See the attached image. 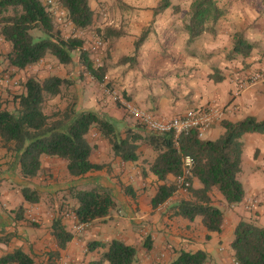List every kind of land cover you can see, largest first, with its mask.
<instances>
[{
    "label": "crops",
    "instance_id": "1",
    "mask_svg": "<svg viewBox=\"0 0 264 264\" xmlns=\"http://www.w3.org/2000/svg\"><path fill=\"white\" fill-rule=\"evenodd\" d=\"M215 2L222 16L213 33H203L190 42L185 31L189 11H174L175 4L156 15L154 6L150 5L147 9L132 11L115 8L110 15L106 11L100 16L104 18V28L119 33L103 41V48L112 56L105 61L107 76L111 75L115 86L126 90L129 102L157 119H171L188 111L215 107L221 111L220 120L214 121L201 135L202 139L210 141L223 133L222 120L237 122L246 117L264 120V82L246 83L237 90L238 83L246 81L249 73L264 68V0ZM89 6L92 9L91 3ZM234 33L242 34L254 45L248 57L230 55ZM135 42H138L136 49ZM5 49L8 54V44ZM212 76L220 80L215 82ZM87 103L85 110L105 113L120 122L124 117V110L117 109L103 92L88 97ZM242 143L238 180L243 198L238 204L228 206L213 190L211 200L222 211L223 224L219 233H207L199 218L188 221L175 213L172 215L175 204L188 199L183 190H177L162 205L151 206L156 187L161 183L144 164L153 159L150 149L141 146L138 162L122 163L112 158L107 142L97 134L91 161L107 167L80 178H69L79 191L104 188L115 205L107 217L79 225L83 227L82 234L73 235L66 249L58 251L57 256L48 229L55 206L52 189L57 182L45 180L48 174L55 172L54 167L42 165L40 182L33 184L41 196L40 201L27 204L20 190L31 180L20 177L18 168L12 165V158L0 143V236L1 233L8 235L0 239L5 249L2 255L20 249L33 259L43 251L47 252L45 261L50 260L49 263L91 264L100 259L105 248L98 246L90 251V243L107 246L117 240L136 250L137 264H168L179 251H203L208 255L206 264H236L230 244L237 224L246 221L264 228V132L247 134L242 137ZM119 181L129 184L133 197L122 191ZM175 181L172 176L167 178V183L175 184ZM192 186L200 187L195 179ZM21 209L31 213L33 222L39 221V228L21 227L25 225ZM223 242L229 245V250L222 248ZM222 251L228 253L229 260L223 258Z\"/></svg>",
    "mask_w": 264,
    "mask_h": 264
},
{
    "label": "trees",
    "instance_id": "2",
    "mask_svg": "<svg viewBox=\"0 0 264 264\" xmlns=\"http://www.w3.org/2000/svg\"><path fill=\"white\" fill-rule=\"evenodd\" d=\"M57 3L75 30H86L93 24L89 0H57ZM169 6L170 0H161L153 12L159 14ZM221 16L222 11L215 0H192L185 25L188 41L203 33H213ZM102 36L104 41L119 36V33L105 28ZM0 40L9 45L6 59L8 66L16 71H24L46 57H52L62 66H83L98 82L104 75V67L96 69L94 59L83 51L80 39L62 37L43 0H0ZM137 46L138 43L135 49ZM253 48L254 45L248 43L242 34L232 35L230 55L245 58ZM212 79L215 82L220 80L213 76ZM63 83L64 80L59 77L44 81L28 78L22 83V93L14 97L16 106L13 109L0 106L1 147L10 155L12 165L18 168L23 180H31L41 174L43 158L64 161L68 175L73 178L106 168V164L91 161L95 147L90 145L88 136L95 132L107 142L112 158L122 163L138 162L141 146L152 151L153 159L145 163L149 173L161 183L151 199L152 207L162 205L177 191V185L167 183V178L181 177L183 161L189 157L192 166L190 175L184 181L188 183L185 190L188 199L175 204V215L188 221L199 218L207 233L221 231L223 213L214 206L211 192H218L228 206L241 202L244 192L238 175L241 171L242 137L262 134L264 120L259 121L254 117L237 122L222 120L220 126L223 133L213 141L202 139L196 129L182 133L177 139L172 132L158 134L146 130L137 133L105 113L79 110L73 104L63 110L45 113L43 107L47 98L58 96ZM194 179L199 183V188L192 186ZM20 193L27 204L34 205L40 201L37 189L24 186ZM124 193L133 197L129 187L124 188ZM73 199L76 206L71 212L78 225L107 217L115 205L108 191L100 187L76 191ZM50 235L55 245V256L58 251L65 250L73 239V234L59 217L52 219ZM98 246L105 248V251L98 261L91 264H137V252L131 246L113 240L107 246L90 243L88 250ZM230 250L236 264H264V228L240 221L234 230ZM207 260L208 255L203 251H179L168 264H206ZM0 264L35 262L29 255L16 249L1 256Z\"/></svg>",
    "mask_w": 264,
    "mask_h": 264
},
{
    "label": "rangeland",
    "instance_id": "3",
    "mask_svg": "<svg viewBox=\"0 0 264 264\" xmlns=\"http://www.w3.org/2000/svg\"><path fill=\"white\" fill-rule=\"evenodd\" d=\"M52 1L55 4L54 9L63 11L58 5L57 0ZM89 1H91L89 3H91L93 9V24L88 29L80 31L75 30L71 25H67L66 23L68 22V20L66 19V14L65 18L62 19L61 23H58L56 21L54 15L53 20L55 22L56 27L61 32L62 37L80 39L83 42L84 48L90 49V47H95V43L97 40L101 42L102 45L97 48L94 54L91 55L90 52H88L89 57L91 59H98V65L97 63L95 64L96 69L99 66H102L105 69L104 75L100 82L90 76L83 66H62L55 62L54 58L52 57H46L48 60H43L38 64L27 68L24 71H16L8 66V62L6 59L7 52L5 49L6 43L0 40V106L1 108L5 109H13L16 106L14 97L22 93V83L28 78H34L38 81H44L50 77L60 76L61 79L64 80V83L60 86V94L55 97L47 98L43 107L45 113L49 114L57 110H63L66 106L70 104L75 105V107L79 110H85L84 105H88V97H92V95L97 92H103L104 95L110 97V101L113 103V105H116L117 109L124 110V117L121 120L122 126H128L133 132L142 133L147 129L140 121H138L136 118H134L133 115L130 114V110L127 106L129 105L136 109L140 108L134 106L129 102L130 96H127V92H125L126 90L122 91L120 87L115 86L116 83H114V81L110 78L111 75H109V78L107 76V66L105 61L111 60L112 56L110 55V52L107 48H103L102 33L105 29V23L102 22V19L104 18H101L100 16H102L103 13L105 14L106 11L110 15L115 8L119 11L143 10L147 9V6L150 7V5L152 7L154 6L153 8H155L161 0ZM191 1L192 0H170V4H175L172 7L174 11L175 7H178L176 11L183 10L185 12L187 10L189 11ZM43 3L45 4V0H43ZM178 19H181L180 16L178 17ZM111 40L112 38L110 39V41ZM84 101H86V103ZM96 135L95 132H91L89 134L88 141L90 145H93ZM42 165L44 167L53 166L55 169V172L48 174L49 178L45 179L50 181L54 180L57 182L56 186L52 189V192L54 193L53 195L55 196V201H52L53 205L55 203V206L53 207L52 217L61 218L65 228L70 231L73 235H81L83 227L81 228L78 224H76L71 212L75 202V200L73 199V194L79 190L77 189V187L71 184L72 180L69 178V175L66 171L65 162L56 158H44L42 161ZM145 168L146 167H143V169ZM41 175L42 174H40L35 179H31V181L28 182L27 187H29L30 189H35L33 184L40 182L38 180L40 179ZM119 184L123 192L124 188L129 186L128 183L121 181H119ZM20 213V216L23 219V223H25V225H22L21 227L24 226L26 230L39 228V221L37 220V222H33L31 220V218H33L31 217V213H25V210L23 211L22 209L20 210ZM171 213L173 215L175 212L171 210ZM48 225V229H50L51 221ZM43 236L44 235L42 234V237ZM7 237L8 235L1 233L0 239ZM222 246L225 251L229 250V245H227V243L223 242ZM4 251L5 249L3 244H0V257L4 256L2 255ZM44 253L47 252L41 251L39 254L33 257L35 264H55L54 262L49 263L50 260L46 262V256ZM222 256L226 260L230 259V256L227 252L222 251Z\"/></svg>",
    "mask_w": 264,
    "mask_h": 264
},
{
    "label": "built area",
    "instance_id": "4",
    "mask_svg": "<svg viewBox=\"0 0 264 264\" xmlns=\"http://www.w3.org/2000/svg\"><path fill=\"white\" fill-rule=\"evenodd\" d=\"M46 6L49 8V11L54 15L56 21L61 23L62 19L65 18V12L61 10L54 9V3L52 0H45ZM71 25L70 22L66 23ZM102 44L100 41H96L95 47H90V49L84 48L83 51L90 52L94 54L98 47ZM95 60V59H94ZM98 65V59L95 60V64ZM246 81L238 83L237 90L240 91L246 83L256 84L264 82V68L251 72L246 76ZM130 110V114L134 116L138 121H140L147 130L158 133L165 134L172 132L175 139L178 138L184 132H187L191 129H196L201 135L213 124L214 121L220 120L221 111L217 110L215 107H210L207 109L197 110V111H188L181 116H177L171 119H157L151 113H147L140 109L127 106ZM192 166V161L189 157H186L183 161V173L182 176L176 178L175 185H177V190H186L188 183H185V178L190 175V169ZM186 192V191H185ZM81 227V226H80ZM82 228V227H81Z\"/></svg>",
    "mask_w": 264,
    "mask_h": 264
}]
</instances>
